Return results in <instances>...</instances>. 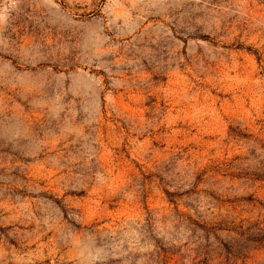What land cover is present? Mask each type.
<instances>
[{"label": "rangeland", "instance_id": "1", "mask_svg": "<svg viewBox=\"0 0 264 264\" xmlns=\"http://www.w3.org/2000/svg\"><path fill=\"white\" fill-rule=\"evenodd\" d=\"M0 264H264V0H0Z\"/></svg>", "mask_w": 264, "mask_h": 264}]
</instances>
